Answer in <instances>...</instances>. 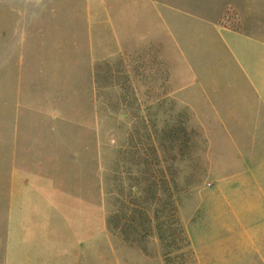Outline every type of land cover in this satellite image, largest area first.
<instances>
[{
  "label": "rangeland",
  "instance_id": "1",
  "mask_svg": "<svg viewBox=\"0 0 264 264\" xmlns=\"http://www.w3.org/2000/svg\"><path fill=\"white\" fill-rule=\"evenodd\" d=\"M222 3L0 0V264H167L155 231L143 250L109 218L117 184L125 197L132 186L133 130L153 128L158 151L173 122L194 129V160L172 164L189 243L172 264H264V247H237L246 171L238 141L222 138L230 125L216 124L248 118L249 103L263 198L264 50L219 34Z\"/></svg>",
  "mask_w": 264,
  "mask_h": 264
},
{
  "label": "trees",
  "instance_id": "2",
  "mask_svg": "<svg viewBox=\"0 0 264 264\" xmlns=\"http://www.w3.org/2000/svg\"><path fill=\"white\" fill-rule=\"evenodd\" d=\"M151 49L153 50L151 60L160 68L163 62L158 58L159 50L151 47L148 51ZM160 76L167 79L165 68L160 72ZM151 126L143 123L142 129L146 130ZM152 130L153 128L150 131ZM191 130L194 129L180 126L177 122L165 126V129L161 130L158 151L153 145L150 131L145 132L143 137H138V127L133 130L128 163L137 166L138 175L133 176L128 171L132 166L127 168L126 177L129 184H132L129 185L131 190H128L125 197L123 188L117 184L114 202L116 210L109 218L110 225L124 242L138 245L143 250L147 238L155 231L162 244L163 259L167 264L173 263L174 259L171 256L173 252H178L181 257L183 250L189 248L178 220L177 196L182 189L179 188L176 179L178 171L172 164L186 156L194 160L191 157V148L187 145L190 143V136L187 134L192 132ZM122 160L127 161V158L124 157ZM113 174V180L118 182L116 169ZM132 190L133 192L136 190L137 193L132 195Z\"/></svg>",
  "mask_w": 264,
  "mask_h": 264
},
{
  "label": "crops",
  "instance_id": "3",
  "mask_svg": "<svg viewBox=\"0 0 264 264\" xmlns=\"http://www.w3.org/2000/svg\"><path fill=\"white\" fill-rule=\"evenodd\" d=\"M229 15L233 23L230 25L229 23L224 24V19H229ZM215 26L219 34L224 36L225 39L240 40L247 45H255L264 50V0H223L222 10ZM249 88L253 87L250 86ZM242 105L248 112V118L237 116L233 121H228V119L226 121L217 120L216 124L230 125L229 129L224 128L222 130V138L238 141L239 154L242 158L241 164L246 171V214L245 217L243 215L238 217L241 220V223H239L241 228L243 227V220H245L246 228L245 232L243 228L241 229L237 247H264V201L253 203L252 198V194H258L260 199L264 197L261 196L263 191L257 177L250 169L254 138L251 130L252 121L249 119L251 107L249 103L248 106L246 104ZM245 141V148L241 150L240 146Z\"/></svg>",
  "mask_w": 264,
  "mask_h": 264
}]
</instances>
